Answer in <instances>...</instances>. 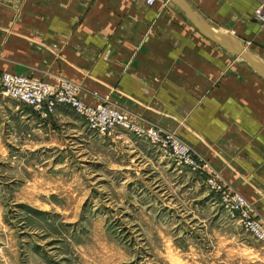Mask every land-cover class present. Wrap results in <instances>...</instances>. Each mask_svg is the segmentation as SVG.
Listing matches in <instances>:
<instances>
[{
  "label": "crops",
  "instance_id": "1",
  "mask_svg": "<svg viewBox=\"0 0 264 264\" xmlns=\"http://www.w3.org/2000/svg\"><path fill=\"white\" fill-rule=\"evenodd\" d=\"M184 1L264 64L258 0ZM0 70L68 79L83 101L174 132L264 223V77L172 0H0Z\"/></svg>",
  "mask_w": 264,
  "mask_h": 264
},
{
  "label": "rangeland",
  "instance_id": "2",
  "mask_svg": "<svg viewBox=\"0 0 264 264\" xmlns=\"http://www.w3.org/2000/svg\"><path fill=\"white\" fill-rule=\"evenodd\" d=\"M72 112L0 93V264H264L204 177Z\"/></svg>",
  "mask_w": 264,
  "mask_h": 264
},
{
  "label": "built area",
  "instance_id": "3",
  "mask_svg": "<svg viewBox=\"0 0 264 264\" xmlns=\"http://www.w3.org/2000/svg\"><path fill=\"white\" fill-rule=\"evenodd\" d=\"M258 20L264 23V0H258ZM153 4L154 0H146ZM80 88L68 79L50 83L43 79L0 70V93L35 110L42 118H50L58 106H67L78 115L97 136L112 138L118 131L128 132L160 149L176 166H184L199 174L202 183L215 192L222 207L236 217L240 227L264 245V223L257 219L238 192L229 190L216 176L205 175L206 166L192 147L174 132L153 126L139 125L126 114L105 102L90 104L79 96Z\"/></svg>",
  "mask_w": 264,
  "mask_h": 264
},
{
  "label": "water",
  "instance_id": "4",
  "mask_svg": "<svg viewBox=\"0 0 264 264\" xmlns=\"http://www.w3.org/2000/svg\"><path fill=\"white\" fill-rule=\"evenodd\" d=\"M172 1L181 8L189 21L205 36L224 46L230 52L245 60L260 76L264 77V64L259 58L248 52L240 43L231 40L226 34L217 32L209 25L202 22L184 0Z\"/></svg>",
  "mask_w": 264,
  "mask_h": 264
}]
</instances>
